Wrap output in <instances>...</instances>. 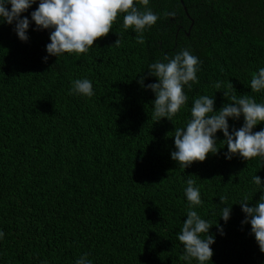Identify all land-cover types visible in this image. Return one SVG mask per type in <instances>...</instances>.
Returning <instances> with one entry per match:
<instances>
[{
  "label": "trees",
  "instance_id": "1",
  "mask_svg": "<svg viewBox=\"0 0 264 264\" xmlns=\"http://www.w3.org/2000/svg\"><path fill=\"white\" fill-rule=\"evenodd\" d=\"M38 5L21 14L30 21L27 41L15 22L0 23V264H75L85 255L92 264H198L180 259L178 240L189 176L203 202L193 210L213 225L207 264H264L238 204L246 197L254 206L264 192V157L227 159L218 131L219 151L205 161L184 169L171 158L174 130L190 120L194 98L214 96L216 111L231 96L264 103V90L250 89L264 68V0H149L159 19L143 44L123 28L121 13L86 53L59 57L46 51L53 29L31 20ZM182 49L200 61L198 83L184 86L188 101L171 121L156 122L155 94L138 81L158 82L149 65ZM84 78L94 95H70L72 82ZM228 123L231 133L244 118ZM261 129L264 122L253 131Z\"/></svg>",
  "mask_w": 264,
  "mask_h": 264
},
{
  "label": "clouds",
  "instance_id": "2",
  "mask_svg": "<svg viewBox=\"0 0 264 264\" xmlns=\"http://www.w3.org/2000/svg\"><path fill=\"white\" fill-rule=\"evenodd\" d=\"M36 0H0V23L13 24L17 36L21 41H27L26 32L30 21L27 17L21 18V14L28 10ZM144 6L143 10L137 8L134 0H39V5L31 13V20L35 22L37 29H53L50 33V43L46 45V51L51 56L59 57L65 53H86L94 42L106 36L112 28L118 14L123 15V28L134 29L137 33L135 39L139 44L144 43L143 33L146 27L153 26L159 16L147 7L149 0H139ZM10 5V10L8 8ZM166 16H174V13H165ZM120 38L113 45L119 46ZM45 62L47 57L44 58ZM164 61H157L149 65L148 74L156 77V83L144 84L145 77L141 76L138 83L142 88L150 89L155 94L152 101L154 107L153 118L156 122L162 118L175 116L181 107L188 101L184 92V86L191 89L193 83H198L197 66L200 63L198 57L188 50H180L174 57H163ZM191 82V83H190ZM231 83V82H230ZM219 89L220 85L216 84ZM250 89L252 92L264 90V68L253 73ZM71 94H79L86 97L94 95L92 82L87 79H76L72 82ZM228 92L224 96L228 100ZM229 101V100H228ZM190 120L184 127L175 128V151L171 152L172 160L180 167L187 168L193 162L205 161L208 154H217L216 133L222 131L225 139L222 141L227 146L226 158L239 154L244 160L254 157H264V129L254 132L256 125L264 122V103H257L254 98L245 94L240 98L231 96L230 102L224 104L218 111L215 110L214 96L207 95L194 98ZM244 118V124L238 130L230 133L228 119ZM256 185L261 186V178L253 177ZM195 181L189 176L186 180L185 196L189 202L182 229L178 234V240L184 247V254L180 259L190 261L195 259L198 264L211 262L213 256L210 247L215 238L209 234L213 226L193 210L195 206L203 202L200 198L199 188L194 187ZM221 204H226V197H219ZM246 218L242 224L251 225V233L254 234L256 243L261 253H264V192L254 206H249L245 197L240 203ZM232 206L222 208V218L225 222L230 218ZM221 234L222 228L219 225ZM201 234H206L202 238ZM4 233L0 231V238ZM75 264H92L87 256L78 258Z\"/></svg>",
  "mask_w": 264,
  "mask_h": 264
},
{
  "label": "water",
  "instance_id": "3",
  "mask_svg": "<svg viewBox=\"0 0 264 264\" xmlns=\"http://www.w3.org/2000/svg\"><path fill=\"white\" fill-rule=\"evenodd\" d=\"M180 2L182 3V0H180ZM183 8H184V11L187 13L186 7L184 6Z\"/></svg>",
  "mask_w": 264,
  "mask_h": 264
}]
</instances>
